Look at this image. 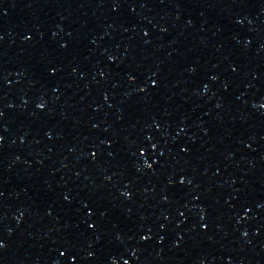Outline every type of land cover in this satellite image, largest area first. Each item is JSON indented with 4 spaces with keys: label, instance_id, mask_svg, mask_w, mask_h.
<instances>
[{
    "label": "water",
    "instance_id": "water-1",
    "mask_svg": "<svg viewBox=\"0 0 264 264\" xmlns=\"http://www.w3.org/2000/svg\"><path fill=\"white\" fill-rule=\"evenodd\" d=\"M0 264H264V0H0Z\"/></svg>",
    "mask_w": 264,
    "mask_h": 264
}]
</instances>
